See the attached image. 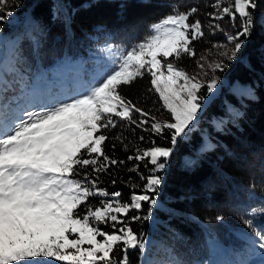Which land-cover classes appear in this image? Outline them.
<instances>
[{
  "label": "snow or ice",
  "instance_id": "1",
  "mask_svg": "<svg viewBox=\"0 0 264 264\" xmlns=\"http://www.w3.org/2000/svg\"><path fill=\"white\" fill-rule=\"evenodd\" d=\"M225 3L227 6H223ZM6 4L7 0H0V21L13 15L10 9L5 11ZM257 7V0H215L212 4L215 11L207 15L213 32L220 29L214 21L225 16L233 24L237 16L241 21L235 35L226 34L232 47L213 45L225 49L219 51L220 57L235 60L245 43L242 37H249L258 22L264 28V13L258 20ZM197 11L196 7H173L149 24V34L131 47L111 43L101 46L98 51L102 56L97 58L91 81H84L74 94L41 105L38 110H13L11 101L4 102L3 93L11 87L7 76L19 74L18 57L14 54L0 62V264H52L53 260L58 264H130V250H138V264H171L150 256V241L130 224L151 219L158 203L155 192L163 181L157 173L166 168L176 144L216 90L219 77L215 72L227 67L224 59L209 62L201 55L197 62L200 72L193 75L175 62L183 55L196 56L192 43L205 35L199 19L190 22ZM145 74L150 75L152 89L170 119L151 115L120 93L121 86ZM205 87L207 96L200 94ZM246 95L251 98L254 93L249 89ZM121 121L158 136L165 131L171 134V147L152 141L149 147L137 146L136 154L127 157L138 162L148 158L152 165L146 177L140 176L146 180L143 188L131 185L129 200H122L119 191L109 193L99 183L100 173L126 163L104 150L106 130ZM124 147L127 150L126 144ZM129 171L139 173V166ZM93 197L101 198L99 204L88 203ZM144 202L148 211L140 215ZM132 211L137 214L129 215ZM257 212L264 213V208H253L250 214ZM216 219L222 221L223 217ZM244 223L252 227L251 220ZM109 224L111 231L102 229L101 225ZM252 233L247 237L244 258L235 264H264V224L260 229L252 228ZM117 250L122 256H116ZM166 252L171 255V249ZM197 264L216 262L209 259Z\"/></svg>",
  "mask_w": 264,
  "mask_h": 264
},
{
  "label": "trees",
  "instance_id": "2",
  "mask_svg": "<svg viewBox=\"0 0 264 264\" xmlns=\"http://www.w3.org/2000/svg\"><path fill=\"white\" fill-rule=\"evenodd\" d=\"M212 1L7 0L5 11L10 9L13 15L0 21V31L5 39L12 40L11 57H18L17 69L29 75L38 65L46 66L62 57L76 62L93 60L86 54H101L98 49L106 43L131 47L149 34V24L173 7H196L198 11L190 22L199 19L205 35L192 43L195 57L183 55L175 61L194 74L200 56L209 53L215 37L207 15L214 11ZM260 1L263 0H257L258 5ZM262 13L260 8L255 10L258 20ZM242 39L245 43L236 59L229 62L224 58L227 67L216 74L227 84L246 83L254 95L237 98L230 89L220 87L209 96L195 122L176 144L166 168L157 173L163 181L155 192L158 203L151 219L130 224L150 241L149 254L154 258L171 264H197L209 259L216 264H235L244 258L252 228L260 229L264 224V213L250 214L253 208H264V28L258 22L251 35ZM14 89L12 83L8 90ZM119 91L151 115L170 119L152 89L150 75L121 86ZM200 94L207 96V88ZM106 135L105 152L126 163L100 173V186L109 193L119 191L122 200H129L131 185L143 188L146 180L140 176L146 177L152 165L148 158L138 162L128 161L127 157L136 154L137 146L149 147L152 141L157 146L171 147V134L165 131L158 136L121 121L117 127L107 129ZM134 165L139 166V173L129 171ZM136 191L139 194L140 189ZM100 199L93 197L88 203L99 204ZM80 211L83 213V206ZM147 211L148 204L144 202L139 214ZM136 214L132 211L129 215ZM217 216L223 220L218 221ZM245 220L252 221L251 228ZM101 227L111 231L110 224ZM166 249H171V255ZM115 254L122 256L119 250ZM128 255L130 264H138V250H130Z\"/></svg>",
  "mask_w": 264,
  "mask_h": 264
},
{
  "label": "rangeland",
  "instance_id": "3",
  "mask_svg": "<svg viewBox=\"0 0 264 264\" xmlns=\"http://www.w3.org/2000/svg\"><path fill=\"white\" fill-rule=\"evenodd\" d=\"M213 3H215V0L212 1V4ZM224 5L227 6L226 3ZM257 8L264 10V0L260 1ZM214 23L219 24L220 29L213 32L210 28L212 33L215 34L211 45L212 49L208 54H203L209 62L216 59H224L220 57L218 53L219 51H223L225 49H217L214 48L213 45H228L226 34L231 33L235 35V33L240 29L239 26L241 24L238 16L234 24L232 20L228 19V17H225L223 20L214 21ZM228 47H232V45H228ZM11 52L12 40L5 39L2 31H0V62L7 61L11 57ZM101 56V54L97 53L86 54V57H92L93 60H83L81 62H76L69 57H62L49 65H38L37 68L29 75L24 72H19V74H16L15 77L8 75L7 79L10 84L14 83L15 89L14 91L8 90L3 93L4 102L11 101L12 103L10 107L13 110H38L41 105H50L55 101L72 95L79 90L84 81H91L95 73V69L98 66L97 58ZM199 72L200 69L198 68V71L193 75H196ZM208 74L209 76L212 75L211 70H208ZM215 75L218 76L216 72ZM197 78L202 80L203 76L198 75ZM220 87L230 89L237 98L245 95L250 89L246 83L242 82H232L227 84L222 77H219V84L214 93H216ZM208 99L203 105L206 104ZM70 238L75 237L70 236ZM56 263L58 262L53 260L52 264Z\"/></svg>",
  "mask_w": 264,
  "mask_h": 264
}]
</instances>
